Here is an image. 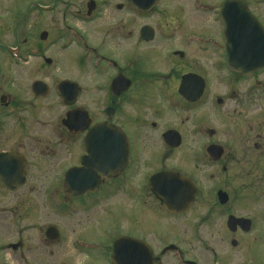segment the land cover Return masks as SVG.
I'll list each match as a JSON object with an SVG mask.
<instances>
[{
  "label": "flooded vegetation",
  "instance_id": "1",
  "mask_svg": "<svg viewBox=\"0 0 264 264\" xmlns=\"http://www.w3.org/2000/svg\"><path fill=\"white\" fill-rule=\"evenodd\" d=\"M55 1L58 3L59 0H54L51 6L40 9L46 12L56 9L57 3ZM123 1L137 15H151L155 12V8H153L148 14H141L128 1ZM224 1L227 0H222L219 6L215 8V17L222 26L219 36L220 42H222L224 68L236 78V81L255 79L264 71L257 72L252 76H243L231 72L227 68L225 27L221 16ZM232 1L237 3H232L233 10L225 13V15L245 20L244 13H247L254 17L264 28V21L261 16L252 10L245 3V0ZM101 5L100 1L89 0L86 3L84 13L77 12L72 16L77 15L82 22L92 23L100 11ZM122 8L123 5L116 6L117 10ZM61 16V27L54 31L53 37L56 40H62L65 45L63 50L65 51L73 45L81 49L76 38L83 42L85 39V42H87L85 36L80 34L79 29L67 20L69 14L64 12ZM143 28L153 31V35L148 41L141 35ZM235 31L240 30L236 28ZM42 33L39 38L40 43L33 47L30 46L31 49L29 48L32 57H34L33 59L36 60L42 57L43 50L49 42H55L53 39L48 38L46 32ZM113 35L112 38L118 39L115 43L119 42V44L132 42L134 36L137 38V43L141 42L146 45L151 44L155 39V31L149 26H143L135 35L127 34L124 37L120 33ZM234 38L238 39V36L235 35L231 39ZM26 46L17 49L20 53V56H17L18 58L22 57L23 62H27V58L30 57V54L25 55L27 51L24 49H28ZM124 46H127V50L120 56L112 55L103 47L90 48L87 53V57H90L88 63H90L91 70H89L100 78L98 83H92L89 79L91 84L82 85L65 78L62 80L56 79L53 84L36 80L23 88L14 82L13 76L9 75V70L11 71L12 67L0 66V185L6 186H0V195H13L31 185V173L34 167L32 160L35 157L37 158V155L41 158L50 157L53 159L58 156L57 150H70L71 153L69 152L68 156L74 158L75 162L65 167L59 178H57L56 184L63 189L60 199L62 201L66 200L68 203L66 207L72 211L74 210L72 207L77 206L75 203L87 205L101 195L114 193L112 194L114 196L119 192L125 193L124 196L135 202L137 207L135 211L137 212L136 228L140 229V210L146 212L144 218L148 223V230L151 232L150 240L132 239L140 241L148 247L152 264H264L262 246L264 229H259L258 233H252L256 228L250 219L243 218L251 222L247 232L242 231L240 227L230 230L227 228V220L231 215H226L224 234L229 236L228 246L231 255L225 251L223 253L219 252L217 248L219 242L215 241L217 240L216 237L215 239L213 237L211 242L203 237L204 231L207 229L206 226L209 227V224H212L210 228L212 227L215 230V222H218V215L216 214L226 208L228 210L232 209L229 206L230 198L223 190H218L215 195L214 189V195L212 194L213 203L210 207L206 206V208L211 209L206 218L196 219L197 221L191 228L187 227L185 223L187 221L186 216L196 204L200 193L199 184L196 181L198 175L194 171L200 169L202 150H191L188 154L186 150L181 149L186 142L185 124L188 122V114L196 113L190 121V123H196L194 125L195 134L192 131L193 137H196L197 134L200 135L196 137L195 143L202 140V117L204 116L202 113L199 114V110L203 108L204 97L207 94L204 79L197 72L187 71L185 56L181 51H172L166 56L169 64L173 65L174 68L165 73L158 71L159 69L155 67L165 63L156 61L159 55H155V51L140 54L136 52L137 46L129 44ZM83 47L85 48V45ZM10 50L0 52L3 56L9 58L7 64L13 63V57L17 58L12 53L14 49L10 48ZM159 58L162 59L163 56ZM42 61L48 68H52L55 63L53 59H42ZM147 65L154 67L147 68ZM164 65L167 66V63ZM85 66L86 64L82 63L81 70ZM189 75L198 77L204 82L202 92L196 95L192 94L191 97L180 92L183 78ZM90 85L100 95L98 111H88L76 106L82 92ZM257 87H259V84H257ZM191 88L194 90L198 86L193 85ZM253 91H255L253 86L246 87L245 92L247 95H252ZM242 97L241 93L233 91L230 99L232 101ZM216 104L221 106L223 100L217 99ZM29 127L35 130L36 140L31 141V150H34L35 157H30L26 152V150H30L27 147V141L24 140L28 136ZM236 128L239 130V127ZM109 129L113 133L111 140H115L117 144L115 150H119L117 154H107ZM251 130L250 126L249 132ZM213 133V131L207 132L209 135ZM239 133L241 132L239 131ZM43 135L44 138H41ZM211 146L215 147L217 145L209 144L205 149V154L210 163L217 164L223 158L224 150L221 157L215 161V159H212L215 158V154L211 157L207 153V149ZM174 159H176L175 164L180 167L172 164ZM83 161L87 162L83 164ZM84 165H92V170H94L93 173L89 172L88 175L93 189L75 196L65 190V178L70 170L77 171L84 168ZM97 167L103 170V173L98 172L95 169ZM3 170L8 171L6 175L2 173ZM109 171L111 172L108 173ZM169 173L182 179L186 184H190L192 191H194L193 201L184 211L167 210L164 207L165 201L151 188L150 183L153 177L166 176ZM74 178H72L71 183H75ZM167 185H171L168 178L157 180V187L166 188ZM11 186L14 189H11ZM54 192L57 193L58 191L54 190ZM219 192L226 194L227 200L225 203L221 204L218 196ZM69 201L75 205L70 207ZM147 202H152L155 207L145 206ZM29 210L24 208L10 213L11 216L8 220L10 222H7L6 226L9 225L11 229L12 224H17L13 228L17 231L11 232L10 229H6V233H0V264L17 263V261L12 260L10 253L5 254L6 251H10L12 255L19 252L20 257H24L20 260V263L18 262L19 264L33 263L30 254L27 253L28 242L24 237L27 233L25 221L27 219L36 220V218L26 216L33 212L31 208ZM225 211L227 212V210ZM5 214V210L0 211L1 216H6ZM179 224L184 225L179 228L184 230L186 239L180 237ZM32 226L36 229L38 236L35 235L40 245L44 242L47 246L52 245L54 247L62 239L61 234L51 227L43 229L42 226H38V221L33 222ZM163 227L172 229V232L163 231L165 230ZM141 228H145V225ZM50 229L53 231H49ZM217 230L218 228L214 231V234ZM244 240L246 241L244 242ZM41 241L43 242L41 243ZM99 245L101 251H104L103 246ZM110 248L112 250V245ZM3 252L4 258L1 257ZM238 252H242V254L234 259L233 256ZM36 264L38 263L36 262Z\"/></svg>",
  "mask_w": 264,
  "mask_h": 264
},
{
  "label": "rangeland",
  "instance_id": "2",
  "mask_svg": "<svg viewBox=\"0 0 264 264\" xmlns=\"http://www.w3.org/2000/svg\"><path fill=\"white\" fill-rule=\"evenodd\" d=\"M53 1L0 0V52L12 48L14 56L17 57H13V63L7 64L9 58L0 53V66L12 67L9 75L13 76L14 82L23 88L36 80L53 84L56 79L65 78L82 85L91 84L89 79L92 83H98L100 78L90 71L91 67L88 63L90 57H87L90 48L94 47L106 48L114 56H120L125 52L126 44L137 46L138 49L135 51L140 54L155 51V55H159L156 61L167 63V66L164 63L155 67L165 73L174 68L169 64L166 56L172 51L183 52L187 71L197 72L204 79L207 89L203 108L199 110V114L202 113L204 116L202 140L195 143L196 137L200 135L193 137L192 131L196 123L190 121L196 113L188 114V122L185 124L187 137L181 149L186 150L188 154L191 150H202L200 169L194 171L198 175L196 181L200 193L196 204L186 216V226L191 228L197 220L206 218L211 211L206 206L212 205V194L214 195L215 189V195L218 190H223L229 196V206L232 209L226 208L216 214L218 215V222H215L217 232L214 234L215 230L210 228L212 224H209L203 237L208 242L216 237L215 241L219 242L217 248L220 253L225 251L231 255L228 246L230 239L224 234L226 215L252 220L256 228L252 233L264 229V73L255 79L236 81V78L224 68L222 42L219 36L222 26L215 17V8L222 0H159L155 12L151 15H137L123 0H93L100 1L102 5L98 15L92 23L89 22L90 24L82 22L77 15L72 16L77 12L84 13L89 0H59L58 3L55 1L57 6L56 9L51 10L52 12L40 9L51 6ZM245 3L264 21V0H245ZM118 5H123V8L117 10ZM64 12L70 15L67 20L86 38L87 42L85 39L83 42L75 37L81 49L73 45L65 51L62 40L53 37L54 31L61 27V15ZM143 26H149L155 31V39L151 44L137 43L135 36L132 42H123V44L115 43L118 39L112 38L113 34L118 35V33L123 37L127 34H138V30ZM42 32H46L48 38L57 41V44L49 42L43 50L42 57L36 60L33 59L29 48L40 43ZM24 45L28 47L24 49L27 51L24 54H30L27 62H23L22 57L17 56V49L23 48ZM207 51L209 52L205 53ZM160 56L163 58H159ZM80 57L83 62L80 61ZM42 59H53L54 66L48 68ZM82 63L86 66L81 70ZM150 67L154 66L147 65V68ZM248 86H253L255 89L252 95H247L245 92ZM233 91L241 93L243 97L231 101ZM217 99L223 100L221 106L216 104ZM78 100L76 106L88 111H96L100 107V95L94 91L92 85L86 87ZM250 126L252 130L249 132ZM236 127H239V130ZM208 131L214 133L209 135ZM193 133L195 134V131ZM35 136V130L29 127L28 136L24 140L30 148L26 150L30 157L36 156L34 150H31V141L36 140ZM41 138H44V135ZM211 143L224 150L223 158L217 164L210 163L205 154L206 147ZM69 152L71 153L70 150H57L58 156L53 159L41 158L37 155V158L32 160L34 171L32 170L31 173V185L13 195H0V211L6 212V216L0 215V233L4 234L7 232L6 229H10V226L6 225L10 222L8 220L11 212L24 208L30 211L31 208L33 212L26 216L36 220L25 221L27 233L24 237L28 242L27 253L31 256L32 264L36 262L38 264H110V247L115 239L130 237L149 241L151 232L144 218L146 212L140 210V229L136 228L137 207L135 202L124 196L125 193L119 192L114 196H112L114 193L101 195L87 205L75 203L77 205L75 207H72L75 204L69 201V206L74 209L72 211L66 207L68 204L66 200L60 199L63 189L56 183L65 167L75 162L74 158L68 156ZM175 160L172 164L180 167L175 164ZM54 190L58 191V195ZM145 206L155 207L152 202H147ZM156 206L158 208L157 204ZM36 221L43 229L51 227L61 234L62 239L56 243L57 246H47L43 241L40 245L36 238V235L38 236L36 229L32 226ZM15 225L17 224L11 225V232L17 231V229L13 230ZM144 225L145 228H141ZM182 226L184 225H178V231L180 237L186 239L184 230L179 228ZM163 229L172 232L170 228L163 227ZM99 244L103 246L104 251H101ZM262 246L264 252V241ZM6 253H10L12 260L17 261L14 264H19L24 258L20 257L19 252L14 255L10 251ZM240 254L242 252L236 253L233 258H238ZM1 257L4 258V252ZM241 259L246 262L243 257Z\"/></svg>",
  "mask_w": 264,
  "mask_h": 264
},
{
  "label": "water",
  "instance_id": "3",
  "mask_svg": "<svg viewBox=\"0 0 264 264\" xmlns=\"http://www.w3.org/2000/svg\"><path fill=\"white\" fill-rule=\"evenodd\" d=\"M139 13L150 12L158 3V0H126ZM236 4L232 0L224 1L222 4L221 16L225 27V54L227 57V64L231 71L241 75H252L253 73L264 69V28L252 16L244 13L245 20L230 17L225 13L233 10L231 4ZM121 7V6H119ZM240 7V6H239ZM238 7V8H239ZM240 31L236 32L235 30ZM141 35L145 40H149L153 31L148 28L141 30ZM237 35L238 39H231ZM231 37V38H230ZM196 85L198 88L192 89L191 86ZM204 82L202 79L194 76L184 77L181 83L180 92L183 95H196L202 92ZM98 130V129H97ZM113 137L112 130H108V150L107 154H117L119 150H115L117 144ZM114 149V150H113ZM215 151V152H214ZM100 153V152H96ZM209 156L213 157L215 154V161L223 154V149L219 146H211L207 149ZM87 161H83L85 164ZM110 162V161H109ZM98 172L103 173V170L98 167L95 168ZM92 165H84V168L77 171L70 170L65 178V190L69 193L79 196L80 194L93 189V185L89 182V172L93 173ZM8 171L3 170L2 173L6 175ZM17 172V170H16ZM109 171L108 173H110ZM79 174V175H78ZM75 177V178H74ZM9 178V176H8ZM74 178L75 183H71ZM165 178L171 181V185L166 188L157 187V180ZM77 180V181H76ZM151 188L165 201L164 207L171 211L180 212L186 210L193 201L194 191H192L190 184H186L182 179L169 173L166 176L158 175L151 180ZM1 187H6L2 186ZM8 187V186H7ZM11 189L14 187L11 186ZM221 204L227 200L226 194L218 193ZM251 226V222L245 219H237L230 216L227 220V228L234 230L240 227L242 231L247 232ZM50 229L49 231H51ZM53 231V230H52ZM56 234V232H55ZM111 260L114 264H152L150 252L148 247L137 240L121 237L116 239L112 244Z\"/></svg>",
  "mask_w": 264,
  "mask_h": 264
}]
</instances>
